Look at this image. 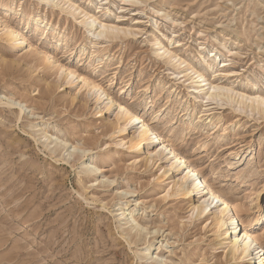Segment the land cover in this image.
<instances>
[{
	"label": "rangeland",
	"instance_id": "1",
	"mask_svg": "<svg viewBox=\"0 0 264 264\" xmlns=\"http://www.w3.org/2000/svg\"><path fill=\"white\" fill-rule=\"evenodd\" d=\"M89 16L97 25L117 28L98 37L100 28L84 26ZM34 18L49 23L45 33L35 30ZM0 19L29 44L15 48L0 28V93L31 110L19 118V109L0 102V264H150L140 258L145 246L163 264L242 262L229 261L226 248H215L219 229L192 215L191 197L172 195L170 182L158 179L157 165H145L119 143L120 134L107 131L116 107L100 116L92 93L85 104L87 91L80 85L59 87L68 68L96 80L143 118L162 107L157 130L196 170L191 181L204 180L192 195L195 202L207 184L222 189L244 205L239 222L264 242V114L246 107L241 95L264 92V0H0ZM81 43L87 48L77 46ZM159 46H169L210 80L232 87L233 98L204 97L203 88L192 86V72ZM209 49L217 52L210 57L218 61L214 68L204 60ZM30 51L48 53L63 70L43 77V65ZM48 82L52 91L47 92ZM141 87L145 94L138 93ZM161 89L149 108L145 99ZM201 115L215 119L216 133L209 120L192 129L188 119ZM46 123L53 139L87 148L84 159L94 156L98 170L83 174L79 154L53 152L55 141L39 135ZM220 207L211 206V212ZM118 208L125 211L121 220ZM132 212L151 233L130 237ZM255 217L260 221L254 223Z\"/></svg>",
	"mask_w": 264,
	"mask_h": 264
},
{
	"label": "bare ground",
	"instance_id": "2",
	"mask_svg": "<svg viewBox=\"0 0 264 264\" xmlns=\"http://www.w3.org/2000/svg\"><path fill=\"white\" fill-rule=\"evenodd\" d=\"M40 1L49 2V0ZM85 15L87 16L89 14L86 12ZM32 21L35 26V30L38 32L41 31L42 33H45L47 28L49 27V23H45L43 20H40V18H34ZM96 22L97 19L93 18L92 16H89L84 26L88 31H93L96 26L97 28H100L96 34V36L98 37L106 34L109 28H117L114 26H110L106 23H100L97 25ZM27 24L29 25L30 23L28 22ZM0 28L4 32V38L12 42L15 48H21L24 45L29 46V44L27 43V38L23 36L14 25L6 24L0 19ZM169 38L172 39V37ZM208 38H210V36H206L205 40H207ZM220 43L222 45H225L226 42L222 41ZM154 44L157 46L160 45L161 40L156 39ZM67 45L69 46V44ZM77 46L87 48L86 44L82 43L77 44ZM159 49H161L160 51L164 50V55L169 54V60H174L178 58L180 63L185 65V70H190L192 72V86L195 88H203L204 97L213 100H228L233 98L230 92L235 91L232 87L220 85L219 83L210 80L204 70L196 67L187 60L180 58L177 54L169 52V46H163L162 48H160L159 46ZM93 54L99 55L97 51H93ZM216 54L217 52L215 49L206 50L204 60L207 67L214 68L215 65H218V61L216 58H210L212 56L214 57ZM200 55H202L201 52ZM32 57L35 61L40 59V64L43 65V67L41 68L43 69V72H45L43 77L47 74L49 75V73H59V71L61 72V70H63L64 68L63 65H55V62L51 59L52 57L46 52L42 56H40L38 53L32 52ZM81 58H84V55L81 56ZM103 59L104 58H101L100 61H98L97 66L100 65ZM119 66L120 62H117L114 68H118ZM48 68L52 71H50ZM226 72H228L232 76L235 74L232 70H226ZM65 83L68 85H80L81 91H87L84 97L85 104L89 103L90 94L92 93V96L94 95V97L96 98L98 109L97 113L100 114V116L106 114V112L113 110V108L116 107L117 111L115 114L114 121L109 124H105L107 131L112 132V134L116 132L120 134L122 137L119 139V143L127 145V148L130 149V151L139 154L138 157H141L143 159L145 165H157V167L161 171V174L159 175L158 179L162 181L168 180L170 182L169 184L172 190V195L176 197H191V199L194 200L191 206L192 215H195L199 219L205 218L206 220L210 221V224L213 226V228L219 229L217 234L218 240L216 243V245L218 246H216L215 248H226L227 259L229 258V261L237 260L238 258H240L242 259V262L240 264H264V242L261 239V235L257 234L250 225H245L242 222H239L238 213L239 210L244 207L242 203L231 199L222 189L216 188L212 184H207L208 186L206 185V192L204 194L198 193L196 202L195 198H192L194 192H196L197 194V192L200 191V183L204 182V180L196 182L194 179L193 181H191V178L193 177V175H195L196 170L188 167V165L186 164L187 160L184 158V156L181 155L180 152H178L175 148H173V143H171L169 140L164 139L163 135L157 130L155 123L160 122L161 118H159L158 116L164 112V109L162 107L159 109H155L154 115H151L150 118H143L135 109L125 104L124 101H121L118 97L111 96V94L108 93L107 90L103 88L96 80L90 79L87 76L82 75L80 72H78V70L74 68H68L67 70H65L64 73H62L61 77L58 80L59 87L61 88ZM51 85L52 84L48 82L45 86L47 92L52 91ZM173 88L174 91H177L176 87ZM122 89L123 87H121L120 90ZM145 91L146 88L141 87L139 88L138 93L143 94L144 92L145 94ZM162 92L163 89H161L159 94L148 95L145 99L146 105L150 108V103H153V101L156 100L154 98L161 96ZM241 95L247 97L244 101H242V103L245 104L246 107H249L252 111L258 110L260 113L264 114V92L260 94L252 92L248 95ZM170 100L171 96L169 95L167 97L165 105H167ZM0 102L3 104H7L10 109H19V112L17 113V116H19V118H21L22 114L26 111L28 112V114L31 112V110H28V106L22 100H12L7 94L4 93H0ZM185 110L186 108L182 109V111ZM184 115L185 112L182 113V116ZM203 116L204 115L188 119V121L192 124V129H198L199 126L197 124L199 122L209 120L208 123L211 124L212 133H216L218 130L215 131L217 127L215 119H203ZM136 121H138L139 123L136 124ZM31 124L32 122L30 123V125ZM48 125L49 123L43 124V127L40 128V139H53L52 135H49ZM129 127L135 129L131 136L129 135V133H126L127 131H129ZM226 130L227 127L222 128L221 135L225 134ZM52 141H55L56 143L54 145L55 148L53 149V152H55L56 150L58 151L59 149H65L66 156L71 157L75 154L80 155V158L83 159L81 169V172L83 174H92L93 172L98 170L99 167L96 164H92L94 163V156L89 157L90 160L89 158L84 159L88 151L87 148H82L70 144L67 140L60 139L59 137H55L53 140L50 141V143ZM143 151H146V156L144 157L140 155ZM66 156L63 158L64 160H68ZM164 162H168V166H164ZM185 164L186 167L183 168ZM185 168L188 169L185 171ZM191 172H193L194 174ZM175 173L181 176L175 178ZM190 181L192 182V188L189 185ZM215 204L216 206L221 207L213 213L211 212V206ZM122 209L123 208H118V210L121 211L116 214L117 219L119 220H121L125 215V211H123ZM133 215L134 212L131 213L132 223L130 224V229L127 233L132 234L133 231L135 232L130 237L134 239V237H142V235H145V233L146 235L151 233V231H149L144 224H141L139 221H137V219ZM253 221L254 223H257L260 221V218L255 217ZM144 230H146L145 233ZM232 233L234 234L233 237L231 235ZM130 242L133 241L130 240ZM143 249L145 250V253L140 257L141 259H146L147 262L150 261V264H163L165 262L163 259H159L158 257L153 256L151 246H145Z\"/></svg>",
	"mask_w": 264,
	"mask_h": 264
}]
</instances>
